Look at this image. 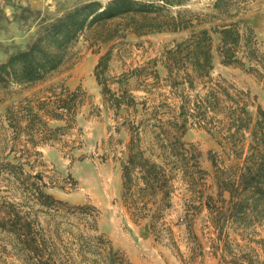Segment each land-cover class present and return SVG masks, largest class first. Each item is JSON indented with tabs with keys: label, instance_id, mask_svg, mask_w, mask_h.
<instances>
[{
	"label": "trees",
	"instance_id": "1",
	"mask_svg": "<svg viewBox=\"0 0 264 264\" xmlns=\"http://www.w3.org/2000/svg\"><path fill=\"white\" fill-rule=\"evenodd\" d=\"M188 0H108L86 2L56 20L23 50L0 63V88L30 87L45 82L66 66L70 51L80 37L92 33L96 43L108 44L125 32L135 36L190 29L192 20L170 8ZM226 0H216L214 9L223 11ZM121 23H118V22ZM115 23V24H114ZM118 23V24H116ZM205 22L198 21L201 25ZM241 21L192 31L182 42L165 50L160 59L149 60L108 83L112 50L101 54L93 77L101 87L103 105L112 110L128 134L125 158L120 163V200L132 221H147L158 242L173 232L166 217L173 208L175 182L183 186V217L186 233L203 247L194 232V222L206 211L208 222L224 247L227 230L264 224V110L249 91L212 77V35L220 63L264 80V50L253 30ZM158 67L166 71L164 77ZM48 96L25 99L6 111L9 128L17 139L24 136L21 154L0 160V176H7L21 191L25 204L52 219L81 218L73 235L77 255L88 264H134L97 229L98 209L91 204L70 205L47 190L62 188L49 182L34 163L43 167L41 149L58 143L74 129L79 109L89 96L80 88L62 85L45 90ZM135 93H141L140 96ZM255 107V115L249 109ZM124 112V114H121ZM57 124L53 126L52 124ZM204 131L220 152H209L215 194L207 193L208 173L200 165V151L183 141L186 128ZM118 132V129H115ZM10 151H13L12 149ZM33 159V160H30ZM27 168V170H26ZM0 209V231L12 235L37 264H64L47 253L45 236L35 232L37 215L5 202ZM226 264H249L232 260Z\"/></svg>",
	"mask_w": 264,
	"mask_h": 264
},
{
	"label": "rangeland",
	"instance_id": "2",
	"mask_svg": "<svg viewBox=\"0 0 264 264\" xmlns=\"http://www.w3.org/2000/svg\"><path fill=\"white\" fill-rule=\"evenodd\" d=\"M91 1L104 4L108 0H0V63L9 55L25 49L39 33L66 13ZM215 1L188 0L184 5L169 9L173 16L180 11L186 21L192 20L193 27L187 30L144 36L121 31L118 38L106 45L91 40L92 33L85 34L72 47L66 66L45 82L30 87L0 88V160L18 158L25 141L23 135L17 139L16 131L9 128L5 118L8 109L25 99L48 96L45 90L52 85H62L71 91L80 88L87 93L89 99L79 109L74 129L53 146H44L41 149L43 167L34 163V168L42 171L49 182L62 187L47 190L55 198L70 205L88 203L95 206L99 211L96 224L99 233L134 264H226L232 260L264 264V224L229 228L228 246L224 247L216 240L206 211H202L194 222V232L203 247L202 256L194 257L197 246L189 239L180 220L185 193L179 182H175L173 208L166 217V226L172 230L173 240L164 237L157 242L149 232L147 221H132L120 200V163L125 158L128 134L113 111L103 105L101 87H97L93 78L97 59L111 49L108 83L115 92L118 87L111 84L112 78L149 60L160 59L165 50L187 39L192 31L233 21H241L242 25L250 27L264 50V0H226L221 12L214 9ZM198 21L205 23L199 25ZM212 43V77H220L240 90L249 91L255 97V104L264 110V80L259 81L240 69L223 66L215 52L219 45L218 35H212ZM158 72L161 77L166 74L161 67ZM249 111L255 115V107ZM183 141L200 151V165L208 173L207 193L214 195V174L208 154L220 152L218 146L204 131L189 127ZM20 191L7 176H0V209L6 210V201L16 205L21 203L18 209L33 218L37 215L35 232L44 235L48 241L47 253L53 254L60 263L88 264L77 255L74 245L73 235L77 234L76 226L81 218L68 221L58 217L54 220L37 212V208L30 209ZM0 264H37V260L12 235L0 231Z\"/></svg>",
	"mask_w": 264,
	"mask_h": 264
},
{
	"label": "crops",
	"instance_id": "3",
	"mask_svg": "<svg viewBox=\"0 0 264 264\" xmlns=\"http://www.w3.org/2000/svg\"><path fill=\"white\" fill-rule=\"evenodd\" d=\"M97 61H98V59H97ZM97 61H96V63H97ZM96 63H95V65H96ZM95 65H94V67H95ZM94 67H93V69H94ZM93 78H94V77H93ZM94 81H95V83H96L95 78H94ZM96 85H97V87H99L97 83H96Z\"/></svg>",
	"mask_w": 264,
	"mask_h": 264
}]
</instances>
